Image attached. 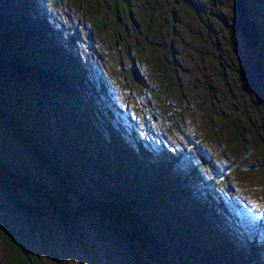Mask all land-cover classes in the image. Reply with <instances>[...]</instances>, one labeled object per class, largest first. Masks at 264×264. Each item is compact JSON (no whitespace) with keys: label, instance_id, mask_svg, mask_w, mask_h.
Listing matches in <instances>:
<instances>
[{"label":"trees","instance_id":"obj_1","mask_svg":"<svg viewBox=\"0 0 264 264\" xmlns=\"http://www.w3.org/2000/svg\"><path fill=\"white\" fill-rule=\"evenodd\" d=\"M38 4L24 0L14 9L0 0V124L77 208L68 210L50 186L0 153V249L12 254L10 264H38L36 250L60 264L57 242L79 246L97 264L88 228L119 264H264V234L263 242L241 248L230 230L217 229H234L226 209L232 201L205 187L177 155L154 153L135 138L104 71L93 76L56 43ZM263 49L260 41L257 50ZM20 190L50 205L57 241ZM189 217L205 242L180 239L190 232Z\"/></svg>","mask_w":264,"mask_h":264},{"label":"rangeland","instance_id":"obj_2","mask_svg":"<svg viewBox=\"0 0 264 264\" xmlns=\"http://www.w3.org/2000/svg\"><path fill=\"white\" fill-rule=\"evenodd\" d=\"M23 1L4 4L16 9ZM249 1L254 9L248 17L263 43L264 0ZM36 11L48 19L59 46L77 55L93 76L104 71L135 138L154 153L177 155L197 169L205 187L232 201L226 209L234 218L228 227L234 229H217L230 230L231 242L241 248L253 239L263 242L264 49L247 53L231 28V0H39ZM131 69L143 82L130 78ZM0 153L50 186L68 210H76L58 181L1 124ZM199 158L208 164L200 165ZM19 198L39 213L57 241L61 236L49 221L51 207L45 199L24 190ZM195 220L193 224L189 217L190 232L180 239L192 237L201 244L206 238L195 233V226L200 230ZM207 227L214 230L210 222ZM84 233L96 247L97 264H119L89 228ZM55 254L60 264H92L71 243L57 242ZM11 255L1 248L2 264H10ZM35 256L38 264H52L39 250Z\"/></svg>","mask_w":264,"mask_h":264},{"label":"water","instance_id":"obj_3","mask_svg":"<svg viewBox=\"0 0 264 264\" xmlns=\"http://www.w3.org/2000/svg\"><path fill=\"white\" fill-rule=\"evenodd\" d=\"M232 10L235 14V19L232 24V30L237 32L239 38L243 41V47L248 54H252L255 49L260 45V38L256 28V25L249 19L248 12L243 0H231ZM130 78L135 81H140V76L133 69L130 70ZM144 106L139 105V108L142 109ZM200 165H207L203 158H199Z\"/></svg>","mask_w":264,"mask_h":264}]
</instances>
